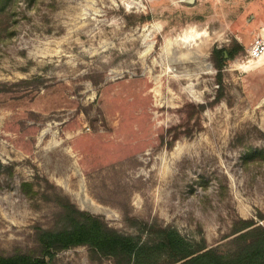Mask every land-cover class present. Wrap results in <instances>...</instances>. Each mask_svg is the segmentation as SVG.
I'll return each mask as SVG.
<instances>
[{
	"label": "rangeland",
	"instance_id": "obj_1",
	"mask_svg": "<svg viewBox=\"0 0 264 264\" xmlns=\"http://www.w3.org/2000/svg\"><path fill=\"white\" fill-rule=\"evenodd\" d=\"M261 26L264 0H10L0 254H36L60 197L121 234L155 222L220 252L236 220L264 228V156H249L264 153V63L244 58ZM233 45L218 85L211 51ZM49 264L113 262L75 247Z\"/></svg>",
	"mask_w": 264,
	"mask_h": 264
},
{
	"label": "trees",
	"instance_id": "obj_2",
	"mask_svg": "<svg viewBox=\"0 0 264 264\" xmlns=\"http://www.w3.org/2000/svg\"><path fill=\"white\" fill-rule=\"evenodd\" d=\"M9 1L0 0V13ZM241 52L243 48L239 45L212 49L218 85L221 69ZM188 132L184 128L179 134ZM259 154L264 156L255 151L249 156ZM23 186L30 188V184ZM56 202L60 207L59 225L36 229L38 252L0 254V264H49L56 253L75 247H86L92 255L111 259L113 264H264V228L252 219L233 222L229 235L232 248L220 252L208 247L203 238L189 239L177 229L155 222H137L135 234H121L109 228L100 217L79 210L67 198L60 197Z\"/></svg>",
	"mask_w": 264,
	"mask_h": 264
},
{
	"label": "built area",
	"instance_id": "obj_3",
	"mask_svg": "<svg viewBox=\"0 0 264 264\" xmlns=\"http://www.w3.org/2000/svg\"><path fill=\"white\" fill-rule=\"evenodd\" d=\"M244 58L247 64L264 63V26L259 27L255 32L254 37L245 49Z\"/></svg>",
	"mask_w": 264,
	"mask_h": 264
},
{
	"label": "bare ground",
	"instance_id": "obj_4",
	"mask_svg": "<svg viewBox=\"0 0 264 264\" xmlns=\"http://www.w3.org/2000/svg\"><path fill=\"white\" fill-rule=\"evenodd\" d=\"M190 37H192V38H190L189 40L195 39V38L197 37V34L191 35ZM184 41H185V39H184ZM248 66H249V65H248ZM248 66H247V67H248Z\"/></svg>",
	"mask_w": 264,
	"mask_h": 264
},
{
	"label": "water",
	"instance_id": "obj_5",
	"mask_svg": "<svg viewBox=\"0 0 264 264\" xmlns=\"http://www.w3.org/2000/svg\"><path fill=\"white\" fill-rule=\"evenodd\" d=\"M186 3H192L193 0H183Z\"/></svg>",
	"mask_w": 264,
	"mask_h": 264
},
{
	"label": "crops",
	"instance_id": "obj_6",
	"mask_svg": "<svg viewBox=\"0 0 264 264\" xmlns=\"http://www.w3.org/2000/svg\"><path fill=\"white\" fill-rule=\"evenodd\" d=\"M263 23V22H262ZM261 25H263V24H261Z\"/></svg>",
	"mask_w": 264,
	"mask_h": 264
}]
</instances>
